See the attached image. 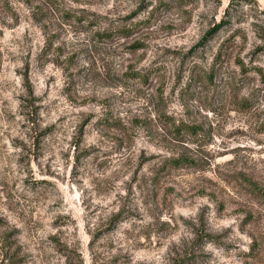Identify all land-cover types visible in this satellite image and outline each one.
Masks as SVG:
<instances>
[{
  "label": "rangeland",
  "instance_id": "374dc122",
  "mask_svg": "<svg viewBox=\"0 0 264 264\" xmlns=\"http://www.w3.org/2000/svg\"><path fill=\"white\" fill-rule=\"evenodd\" d=\"M263 192L264 0H0V264H264Z\"/></svg>",
  "mask_w": 264,
  "mask_h": 264
},
{
  "label": "trees",
  "instance_id": "16d2710c",
  "mask_svg": "<svg viewBox=\"0 0 264 264\" xmlns=\"http://www.w3.org/2000/svg\"><path fill=\"white\" fill-rule=\"evenodd\" d=\"M181 162L179 160H174L173 161V165H178L180 164ZM262 192V191H261ZM262 195L264 196V192L262 193Z\"/></svg>",
  "mask_w": 264,
  "mask_h": 264
}]
</instances>
